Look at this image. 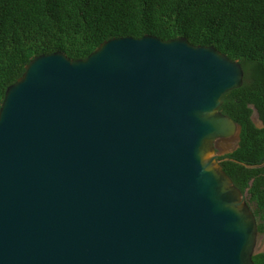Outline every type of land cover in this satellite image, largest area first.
<instances>
[{"label": "water", "instance_id": "obj_1", "mask_svg": "<svg viewBox=\"0 0 264 264\" xmlns=\"http://www.w3.org/2000/svg\"><path fill=\"white\" fill-rule=\"evenodd\" d=\"M243 77L185 37L31 58L0 104V264H255L216 145L239 139L220 106Z\"/></svg>", "mask_w": 264, "mask_h": 264}, {"label": "trees", "instance_id": "obj_2", "mask_svg": "<svg viewBox=\"0 0 264 264\" xmlns=\"http://www.w3.org/2000/svg\"><path fill=\"white\" fill-rule=\"evenodd\" d=\"M144 35L214 46L243 67L242 85L220 106L239 139L218 159L264 232V0H0V104L36 55L85 58L104 40ZM253 261L264 264V251Z\"/></svg>", "mask_w": 264, "mask_h": 264}, {"label": "rangeland", "instance_id": "obj_3", "mask_svg": "<svg viewBox=\"0 0 264 264\" xmlns=\"http://www.w3.org/2000/svg\"><path fill=\"white\" fill-rule=\"evenodd\" d=\"M252 119L257 125H259V126L261 125V121L259 120L256 112H253ZM219 141H224V140H218L217 142H219ZM236 142L237 141H235L232 145H230L227 148H224V149L218 148L217 149L218 154H222L226 151L233 149L236 146ZM263 251H264V232H259L258 237H257V244H256V248H255V253L263 252Z\"/></svg>", "mask_w": 264, "mask_h": 264}, {"label": "flooded vegetation", "instance_id": "obj_4", "mask_svg": "<svg viewBox=\"0 0 264 264\" xmlns=\"http://www.w3.org/2000/svg\"><path fill=\"white\" fill-rule=\"evenodd\" d=\"M235 141H236V138L235 137H230V138H227L224 141H219V142L216 143L217 149L218 148H220V149L227 148L230 145H232Z\"/></svg>", "mask_w": 264, "mask_h": 264}]
</instances>
